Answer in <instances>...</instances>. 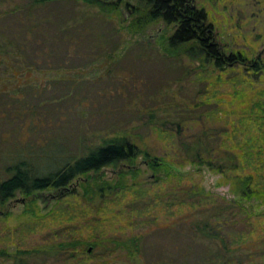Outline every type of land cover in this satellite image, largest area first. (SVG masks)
<instances>
[{
  "label": "rangeland",
  "instance_id": "obj_1",
  "mask_svg": "<svg viewBox=\"0 0 264 264\" xmlns=\"http://www.w3.org/2000/svg\"><path fill=\"white\" fill-rule=\"evenodd\" d=\"M198 2L210 11L220 43L231 44L247 53L250 59L264 50V0ZM27 4L28 0H0V180L6 177L5 166L10 153L24 141H35L40 132L50 131L60 140L70 142L74 151L76 140L73 137L85 124L89 139L94 136L92 130L101 128L109 120L120 121L125 127L138 124L137 130L147 141L144 147L152 154L154 151L157 155L180 159L179 154L183 155L180 138L172 132L149 130L148 122L144 123L148 118L146 113L140 116L137 109L152 107L166 119L185 118L183 138L186 140L203 129L224 128L225 120L235 117L221 110L217 116L207 113L215 108L230 111L234 107L227 97H216L218 92L233 90L231 84L217 83L209 87V78L218 72L205 74L199 60L167 58L159 50L161 45L157 40L166 27L164 22L149 26L144 34L133 39L151 38L159 45L153 47V53L140 56L142 45L131 44L116 60L117 73L111 74L105 73V67H89L92 62H99L95 53L101 50L100 42L106 36L108 41L103 43L110 47L120 42L119 34L115 33L120 26L117 19L109 21L99 17L95 8L91 11L73 0H56L38 10H29ZM122 11L128 13L125 7ZM65 26L79 31L67 33V39L57 37L58 29ZM174 27L164 32L166 36ZM93 31L100 36H93ZM184 66L195 68V71L184 73ZM79 68L86 69L81 87L96 97L95 104L101 112L108 110L105 114L79 115L73 111L75 100L72 97L63 103H43L44 99L57 97L70 89V80L55 84L54 79L60 75L79 74ZM46 83L49 86L44 88ZM36 84L41 87L37 96L31 90L34 87L31 85ZM20 89L23 91L20 95H10ZM102 89L104 92L99 96L98 91ZM206 96L209 102L203 101ZM28 115L36 118L41 115L44 120L39 123L38 132L30 119L25 120ZM146 161L142 155L134 164L142 169L138 181L144 186L134 193L123 190L114 198L86 197L78 183L81 179L71 183L70 187H75L74 194L63 195L66 191L61 189L39 190L31 196L18 193L0 204V246H8L13 252L19 247L39 249L37 256L33 255L37 264H203L208 251L221 245L218 240L204 238L190 228L193 219L189 214L203 209L210 213L218 206L227 205L228 208L211 216L210 220L221 227L227 244L237 249L230 253L233 262L264 264V201L239 200L229 184H219L221 174L205 165L199 168L186 161L174 164L175 171L184 177L191 175L204 192L194 203L189 200L176 204L164 202L166 198L162 194L173 187L178 189L179 192L175 191L179 196L183 194L180 190L183 181L173 178L153 183L155 174ZM121 165L105 169L106 176L111 178L122 167L128 169L126 163ZM127 178L133 180L131 174ZM190 184L189 179L186 186ZM32 198L36 199L34 206L44 214L42 217L24 212L26 201ZM247 209L254 211L249 214ZM202 216L204 214L200 213L195 217ZM130 235L141 236L138 250L130 246L131 242H125ZM112 237L124 241L116 243L109 239ZM80 238H99L103 244L92 255L81 254L76 248H51L58 241L69 243ZM106 241L110 242L108 248Z\"/></svg>",
  "mask_w": 264,
  "mask_h": 264
},
{
  "label": "trees",
  "instance_id": "obj_2",
  "mask_svg": "<svg viewBox=\"0 0 264 264\" xmlns=\"http://www.w3.org/2000/svg\"><path fill=\"white\" fill-rule=\"evenodd\" d=\"M54 1L56 0H28L26 6L29 10H38ZM73 1L83 3L91 11L95 8L99 17L109 21L117 19L120 23L115 32L119 34L120 42L110 47L103 43L108 41L109 37L106 36L104 41L100 42L101 50L95 53L99 62H92L89 68L105 67V73H117L115 70L116 60L124 50L127 51L129 45L141 44V53L138 55L143 57H146L148 52L153 53V47L159 46L151 38L133 41L134 37L144 34L149 26L157 22L165 23L164 32L175 25L174 31L169 36L163 32L157 40V43L161 45L159 50L167 58L171 56L187 57L191 62L199 60L200 67L206 71L205 74L218 72L211 78L208 77L209 75L207 76L209 87L213 88L217 83L223 85L228 82L231 84L233 90L218 92L216 97L219 99L227 97L229 103H233L234 107L230 111L227 108H215L207 113L217 116L221 110L226 114H234L235 117H228L225 120L226 127L224 128L203 129L200 134L186 140L183 138L185 118L166 119L158 111L151 109L152 107L137 109L136 112L140 116L146 113L148 118L144 123L148 122L146 125L149 126V130L156 131L158 129L164 133L172 132L174 136L180 138L179 147L183 150V155L179 154L180 159L157 155L154 151L152 154L149 149L144 147L147 141L145 136L137 130L140 127L138 124L125 127L120 121L109 120L101 128L92 130L94 136L91 139L86 137L89 131L85 124V127H82L73 137L76 140V150L74 151L70 142L66 143L60 140L59 136L52 135L50 131L40 132V136L35 141H24L10 153L9 163L5 166L6 177L0 180V204H5L18 193L31 196L36 191L46 189L66 191L63 195L74 194L75 187L70 186L77 179H81L78 183L82 187L84 195L90 198L97 195L105 199L109 196L114 198L123 190L134 193L140 188H144L138 181L142 169L134 167L136 160L142 155L147 158L145 164L152 168L155 174L153 183L168 182L173 178L183 181L180 188L183 194L179 196L175 191L179 192L178 189L173 187L162 194L166 198L163 200L164 202L176 204V202L186 203L185 200H189L194 203L204 192V188L200 186L199 182L194 181L191 175L184 177L180 175L182 173L175 171L174 164H183L186 161L199 168L205 165L210 170L221 174L219 184H229L239 200L256 198L264 201V50L250 59L247 53L231 47V44L220 43L210 11L198 0H138V3L128 0ZM123 7L128 13L122 11ZM71 29H68L67 26L60 27L56 36L67 39L69 36L67 33L70 34ZM78 31L79 29H75L72 33H78ZM92 35L100 36L97 31H93ZM190 70L195 71V68L184 66L183 72L186 73ZM84 71L86 69L82 68L79 74L60 75L54 79L53 83L55 84L70 80V89L57 97L53 98L52 96L44 99L43 103L52 101L63 103L72 97L75 100L72 103L73 111L76 110L79 115L82 113L88 117L108 112L107 109L101 112L95 104L96 97L81 87L83 84L81 81H84L82 76ZM37 85L30 86L36 96L39 95L41 89ZM48 86L49 83H46L44 88ZM206 88H208L207 85ZM16 92L10 95L17 96L23 91L20 89ZM103 92V89L99 90L98 95L101 96ZM203 101L209 102V96L204 97ZM34 112L33 109L32 113ZM60 118L63 116L61 115ZM27 119H30V123L33 124L37 132L40 127L39 123H44L41 115L37 118L28 115L25 120ZM48 121L51 122V120ZM252 129L255 130L254 134ZM249 132L252 135L248 136ZM123 163H126L128 169L122 167L111 178L106 176L105 169L118 168ZM129 174L132 175V181L127 178ZM189 179L191 184L186 186ZM35 204V198L27 200L24 212L42 217L44 214L37 210ZM216 208L210 213H207V209L193 210L189 214L193 219L190 228L204 238L220 242V247L208 251L205 260H202L203 264H235L230 253L237 249L227 244L221 227L210 220L211 216H216L228 207L226 205ZM248 211L249 214H252L254 210ZM200 213L204 216L199 219L195 217ZM5 214L8 215L10 212ZM154 222H158V220H154ZM109 239L116 243L124 241L116 237ZM140 239L141 236L130 235L125 239V242H131L130 246L138 250ZM105 243L108 248L110 242L106 241ZM101 244L103 243L99 238H80L69 243L58 241L51 248L55 250L56 248L64 250L76 248L81 254L92 255ZM87 246H92V250L87 249ZM32 251L30 248L19 247L16 252H13L9 250L8 246H0V264H37L33 255L40 250ZM9 261L11 262L8 263Z\"/></svg>",
  "mask_w": 264,
  "mask_h": 264
},
{
  "label": "water",
  "instance_id": "obj_3",
  "mask_svg": "<svg viewBox=\"0 0 264 264\" xmlns=\"http://www.w3.org/2000/svg\"><path fill=\"white\" fill-rule=\"evenodd\" d=\"M89 250H92V246H90Z\"/></svg>",
  "mask_w": 264,
  "mask_h": 264
}]
</instances>
